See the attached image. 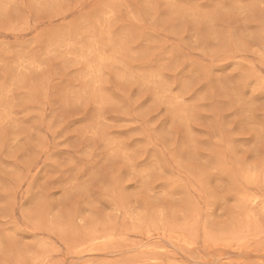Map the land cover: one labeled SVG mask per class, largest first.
<instances>
[{
    "label": "rangeland",
    "instance_id": "374dc122",
    "mask_svg": "<svg viewBox=\"0 0 264 264\" xmlns=\"http://www.w3.org/2000/svg\"><path fill=\"white\" fill-rule=\"evenodd\" d=\"M0 264H264V0H0Z\"/></svg>",
    "mask_w": 264,
    "mask_h": 264
}]
</instances>
